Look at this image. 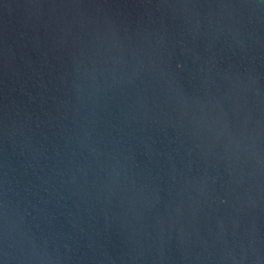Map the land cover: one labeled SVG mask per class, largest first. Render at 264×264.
<instances>
[{
    "label": "water",
    "instance_id": "1",
    "mask_svg": "<svg viewBox=\"0 0 264 264\" xmlns=\"http://www.w3.org/2000/svg\"><path fill=\"white\" fill-rule=\"evenodd\" d=\"M0 264H264V0H0Z\"/></svg>",
    "mask_w": 264,
    "mask_h": 264
}]
</instances>
